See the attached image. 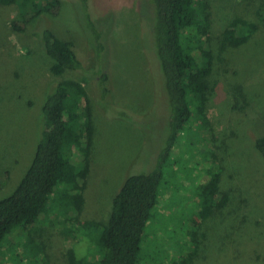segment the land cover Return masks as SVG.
I'll list each match as a JSON object with an SVG mask.
<instances>
[{"label":"rangeland","instance_id":"1","mask_svg":"<svg viewBox=\"0 0 264 264\" xmlns=\"http://www.w3.org/2000/svg\"><path fill=\"white\" fill-rule=\"evenodd\" d=\"M263 2L208 0L211 27L197 37L209 43L214 55L209 77L214 89L207 108L212 135L188 127L178 136L173 147V170L167 168L164 173L169 199L164 206L158 203L149 219L142 242L144 258L138 264L153 263L152 254L158 249L165 251L162 256L178 254V244L191 228L194 191L202 182L208 188L217 185L229 199L203 222L200 231L205 236L191 264H264V162L254 147V139L264 135V28L243 45L218 50L221 30L235 16L260 23L257 10ZM88 4L96 29L103 32L100 40L104 49L99 55L83 17L88 6L79 0H61L58 13L36 16L22 35L16 34L9 23L20 19L18 5H0V198L11 193L31 161L41 105L48 90L62 78L83 80L95 131L84 213L79 217L82 219L108 217L112 197L124 179L149 170L166 137L162 120L167 113L161 77L148 49L150 40L141 28L145 30L148 23L144 18L148 14L146 1L89 0ZM44 28L73 42L82 62L81 71L68 70L60 76L50 73L51 61L40 38L29 35ZM99 68L108 75L109 93L105 98L94 77ZM107 101L133 112L143 123L106 117ZM234 105L244 108L236 109ZM204 148L213 151L220 163L218 179L214 168L213 173L200 169L209 164L201 158ZM175 170L177 174L173 175ZM48 212L52 216L49 218H54ZM68 212L72 213L70 209ZM53 220H42L31 228L32 237L44 245L52 264H72V256L87 253L88 240L79 235L77 238L85 241L79 245L77 239L64 233L70 220L62 226ZM167 236L168 241L164 238ZM14 242L11 240L2 254L13 252L19 261L24 253L19 246L15 252L12 250ZM159 263L167 264V257Z\"/></svg>","mask_w":264,"mask_h":264},{"label":"trees","instance_id":"2","mask_svg":"<svg viewBox=\"0 0 264 264\" xmlns=\"http://www.w3.org/2000/svg\"><path fill=\"white\" fill-rule=\"evenodd\" d=\"M79 1L84 7L88 6L87 9L83 7V17L99 55L104 49L100 40L103 32L96 29L89 15V0ZM144 1L148 9L144 18L148 23H145V30L141 28L150 40L148 49L154 56L166 97L167 113L162 120L166 126V137L161 149L148 171L133 173L124 179L112 197L108 217L79 218L84 213V192L92 168L95 121L84 81L73 78L57 81L41 105L40 127L31 161L11 193L0 198V264H52L44 245L34 240L31 234V228L49 219H54L51 222L61 226L70 220V225L63 228L64 233L77 239L79 245L85 242L77 238L79 235L88 240L85 242L87 253L78 258L72 256L70 263L138 264L144 258L142 242L149 219L156 205L161 203L164 206L165 200L169 199L165 193L164 173L173 170V147L178 136L188 127L201 128L212 135L207 108L209 95L214 89L209 80L214 55L209 43L197 37L211 27L208 0ZM13 3L19 7L20 19L9 23L16 34L22 35L36 16L58 13L61 0H0V5ZM257 15L260 23L240 16L232 18L218 37L219 52L229 46L247 43L261 27L264 28V2L260 4ZM40 31H31L29 35L40 38L43 51L51 61V74L60 76L68 70H82V62L71 40L57 37L49 28ZM218 58L222 59L221 56ZM94 73L100 94L105 98L109 93L108 75L101 68ZM234 107L244 108L243 105ZM105 113L108 118L129 119L134 124L142 122L133 112L108 101ZM254 147L264 162V135L254 139ZM206 151V148L202 149L201 158L209 164L207 168L200 169L213 173L214 168V176L218 179L220 163L213 151ZM176 174L175 170L173 175ZM194 196L191 228L185 231L184 241L178 244L180 247L175 251L178 254L164 253L162 256L165 251L158 249L152 254L154 262L146 264H160L159 260L165 257L167 264H191L196 259L201 237L205 236L200 231L203 222L222 208L229 198L217 185L208 188L204 182L197 185ZM69 209L72 213L68 215ZM48 210L54 218H49L52 216H48ZM164 238L169 240V236ZM11 240L16 241L12 250L15 252L19 246L24 253V258L20 256L19 261L13 252L2 254V249ZM18 241L20 244L17 245Z\"/></svg>","mask_w":264,"mask_h":264}]
</instances>
